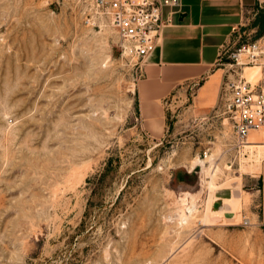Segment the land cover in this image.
<instances>
[{
    "label": "rangeland",
    "instance_id": "374dc122",
    "mask_svg": "<svg viewBox=\"0 0 264 264\" xmlns=\"http://www.w3.org/2000/svg\"><path fill=\"white\" fill-rule=\"evenodd\" d=\"M87 19L81 0H0V264H264L216 200L260 186L264 127L237 146L223 90L209 116L175 93L148 131L135 60Z\"/></svg>",
    "mask_w": 264,
    "mask_h": 264
},
{
    "label": "crops",
    "instance_id": "0c3cea01",
    "mask_svg": "<svg viewBox=\"0 0 264 264\" xmlns=\"http://www.w3.org/2000/svg\"><path fill=\"white\" fill-rule=\"evenodd\" d=\"M263 33L264 13L259 0H181L172 24L164 28L155 48L142 62L136 99L144 127L150 132L168 130L164 102L175 93L189 101L188 109L211 115L222 91L230 90L227 84L240 76L246 78L249 72L246 67L242 71L232 68L228 52ZM258 179V188L239 193L238 212L248 219L246 233L254 234L264 246V167ZM232 197V190L222 191L216 200L224 206V198ZM236 213L229 206L220 220H232ZM226 224L233 229L241 225L231 221Z\"/></svg>",
    "mask_w": 264,
    "mask_h": 264
},
{
    "label": "built area",
    "instance_id": "2783aa9c",
    "mask_svg": "<svg viewBox=\"0 0 264 264\" xmlns=\"http://www.w3.org/2000/svg\"><path fill=\"white\" fill-rule=\"evenodd\" d=\"M90 22L106 23L117 33L123 54L134 59L142 74L143 59L155 48L164 28L181 0H81ZM264 13V0H259ZM167 9V11H166ZM231 65L259 66L264 73V33L257 39L240 42L228 52ZM231 98L227 108L233 114L235 143L244 147L251 130L264 127V77L252 85L240 76L227 84ZM245 218L244 223H247Z\"/></svg>",
    "mask_w": 264,
    "mask_h": 264
},
{
    "label": "bare ground",
    "instance_id": "6f19581e",
    "mask_svg": "<svg viewBox=\"0 0 264 264\" xmlns=\"http://www.w3.org/2000/svg\"><path fill=\"white\" fill-rule=\"evenodd\" d=\"M249 68H253V66H252V67H249ZM254 73H256V71H255V72L253 71V76H254ZM251 76H252V73H251ZM251 135H254V133L250 134L249 137H252ZM258 138H260V136H259ZM248 141H249V140H248ZM248 146H251V147H252V146H258V145H257V144H256V145H255V144H249ZM199 161H200V162H203L202 159H199ZM212 198H213V197H212ZM212 198L210 199V201L208 200V201H209V204H207V205H208V209H209V210H212V209H211V206H210V205H211V202H212ZM233 200L235 201V203L238 204L239 201H240V195H239V194H236V195L233 196L232 198H224V203H225L224 205H228V204H230L231 201H233ZM226 207H227V206H226ZM224 208H225V207H224ZM214 212H215V211H214ZM220 212H221V210H220Z\"/></svg>",
    "mask_w": 264,
    "mask_h": 264
}]
</instances>
